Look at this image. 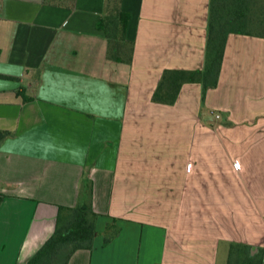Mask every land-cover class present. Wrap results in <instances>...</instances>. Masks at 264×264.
Returning <instances> with one entry per match:
<instances>
[{"label": "crops", "instance_id": "0c3cea01", "mask_svg": "<svg viewBox=\"0 0 264 264\" xmlns=\"http://www.w3.org/2000/svg\"><path fill=\"white\" fill-rule=\"evenodd\" d=\"M108 8L0 0V264H27L77 204L96 236L67 264H227L235 242L264 256V35L230 31L207 76L210 0H122L118 58Z\"/></svg>", "mask_w": 264, "mask_h": 264}, {"label": "trees", "instance_id": "16d2710c", "mask_svg": "<svg viewBox=\"0 0 264 264\" xmlns=\"http://www.w3.org/2000/svg\"><path fill=\"white\" fill-rule=\"evenodd\" d=\"M55 5L73 6L74 0H45ZM122 0H109L108 12L102 16L98 25L109 39L108 54L118 58L121 48L128 51L131 42L125 40L129 13L121 8ZM224 12L231 15L226 18ZM250 13V14H249ZM224 14V17H223ZM253 15V16H252ZM242 22L245 29L234 28V23ZM232 26H229V25ZM255 32L264 35V1L258 0H210L209 29L206 47V65L203 75H214L219 68L225 39L230 31ZM121 41L122 44L121 45ZM177 78L162 76L154 99L172 101L177 87ZM165 91V98L161 91ZM6 132L0 130V140ZM2 194L0 193V201ZM98 214L91 204L59 206L57 223L53 233L44 241L37 251L28 259L27 264H67L71 255L80 248H92L96 236V219ZM119 231L113 222L104 229L103 244H107ZM227 264H264L261 250L252 253L246 243L235 242L230 245Z\"/></svg>", "mask_w": 264, "mask_h": 264}, {"label": "rangeland", "instance_id": "374dc122", "mask_svg": "<svg viewBox=\"0 0 264 264\" xmlns=\"http://www.w3.org/2000/svg\"><path fill=\"white\" fill-rule=\"evenodd\" d=\"M70 0H65V2H69ZM224 14H225V16H226V18L228 17V18H230L231 17V15L229 14V12H228V14L226 13V12H224ZM224 14H223V17H224ZM250 14V13H249ZM253 16V15H252ZM243 24H245V23H242V22H237V23H234V25H233V27L234 28H238V29H245L246 28V26H244ZM229 26H232L231 24L229 25ZM103 236H104V233H103ZM253 253V252H252Z\"/></svg>", "mask_w": 264, "mask_h": 264}, {"label": "built area", "instance_id": "2783aa9c", "mask_svg": "<svg viewBox=\"0 0 264 264\" xmlns=\"http://www.w3.org/2000/svg\"><path fill=\"white\" fill-rule=\"evenodd\" d=\"M216 116H219V114H216Z\"/></svg>", "mask_w": 264, "mask_h": 264}]
</instances>
